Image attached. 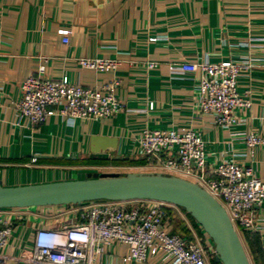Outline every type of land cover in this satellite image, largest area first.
Masks as SVG:
<instances>
[{
	"label": "crops",
	"instance_id": "crops-1",
	"mask_svg": "<svg viewBox=\"0 0 264 264\" xmlns=\"http://www.w3.org/2000/svg\"><path fill=\"white\" fill-rule=\"evenodd\" d=\"M65 28L71 31L67 43L59 33ZM81 57L111 58L119 64L98 71L82 67ZM246 57L254 66L241 74L237 89L251 105L235 110L237 123L217 125L199 109L200 73L180 65ZM148 62L156 65L149 68ZM40 65L44 77L65 75L82 86L118 79L115 93L122 108L110 117L70 123L54 115L31 125L16 105L21 83ZM184 126L201 131L208 168L220 161L250 165L264 182V145L251 149L245 141L249 132H264V0H0L1 185L78 179L88 172L174 174L140 153L139 138L144 129ZM91 148L112 150L105 151L111 161L87 162L95 156ZM166 206L205 248L206 263L217 264L202 228L177 206ZM72 207L0 208V219L11 226L7 244L0 248V264H30L26 257L35 230L73 220ZM258 233L264 254V229ZM128 252L125 243L98 247L90 242L84 264H157L164 255L125 261Z\"/></svg>",
	"mask_w": 264,
	"mask_h": 264
},
{
	"label": "built area",
	"instance_id": "built-area-1",
	"mask_svg": "<svg viewBox=\"0 0 264 264\" xmlns=\"http://www.w3.org/2000/svg\"><path fill=\"white\" fill-rule=\"evenodd\" d=\"M70 30L60 29L67 43ZM82 67L94 70L116 69L119 62L111 58H78ZM155 62H148L149 68ZM181 69L199 72L196 82L199 109L221 126L239 121L234 112L251 105L249 98L238 92L237 82L243 72L254 66L250 58L220 62H183ZM44 65L21 83V98L16 108L31 125L43 123L58 115L72 123L76 118H104L122 108L115 93L120 82L114 79L99 87L44 77ZM247 145L253 149L264 145V132H249ZM139 151L148 160L156 159V167L191 180L225 208L238 230L260 232L264 229V182L250 165L220 161L214 168L206 164L205 140L198 129L184 126L171 129H144L139 138ZM137 201L135 205L129 202ZM144 203V204H143ZM146 203V204H145ZM155 200H95L73 205L74 219L59 227L35 230L33 247L26 260L30 264H84L88 246L98 247L125 243L129 252L125 261L144 262L163 252L157 264H207L205 248L185 235L172 233L164 206ZM11 233L6 218L0 219V248ZM215 253V252H214Z\"/></svg>",
	"mask_w": 264,
	"mask_h": 264
},
{
	"label": "water",
	"instance_id": "water-1",
	"mask_svg": "<svg viewBox=\"0 0 264 264\" xmlns=\"http://www.w3.org/2000/svg\"><path fill=\"white\" fill-rule=\"evenodd\" d=\"M97 138H93L95 142ZM97 159L108 152L91 148ZM95 200H155L183 208L210 238L217 264H251L224 206L197 183L162 172H88L78 179L20 186L0 184V208L80 204Z\"/></svg>",
	"mask_w": 264,
	"mask_h": 264
},
{
	"label": "trees",
	"instance_id": "trees-1",
	"mask_svg": "<svg viewBox=\"0 0 264 264\" xmlns=\"http://www.w3.org/2000/svg\"><path fill=\"white\" fill-rule=\"evenodd\" d=\"M93 160H100L97 158H90L87 160V162H91ZM96 163V162H94ZM76 205V204H74ZM178 207V206H177ZM180 208L182 211H184L186 213V215L195 223L196 221L189 215V213H187L183 208ZM164 210L168 216V223L169 225L172 227V233H177V234H181V235H185L187 236L189 239H192V236L189 234V230L183 226V221L179 220L178 215L169 207H164ZM242 242L243 245L246 249V252L248 254V257L250 259L251 264H264V254L260 245V235L258 232H249V231H245L242 230Z\"/></svg>",
	"mask_w": 264,
	"mask_h": 264
},
{
	"label": "rangeland",
	"instance_id": "rangeland-1",
	"mask_svg": "<svg viewBox=\"0 0 264 264\" xmlns=\"http://www.w3.org/2000/svg\"><path fill=\"white\" fill-rule=\"evenodd\" d=\"M109 161H111L110 159H100V160H93L92 161V163H94V162H96V163H106V162H108L109 163ZM238 233H239V235H240V238L242 239V232H241V230H238Z\"/></svg>",
	"mask_w": 264,
	"mask_h": 264
}]
</instances>
